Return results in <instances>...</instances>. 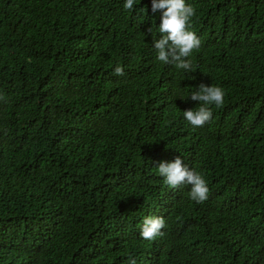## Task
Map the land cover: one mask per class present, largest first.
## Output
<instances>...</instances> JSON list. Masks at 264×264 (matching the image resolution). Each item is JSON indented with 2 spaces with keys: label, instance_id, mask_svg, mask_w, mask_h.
<instances>
[{
  "label": "trees",
  "instance_id": "trees-1",
  "mask_svg": "<svg viewBox=\"0 0 264 264\" xmlns=\"http://www.w3.org/2000/svg\"><path fill=\"white\" fill-rule=\"evenodd\" d=\"M125 2L0 0V264H264V0H185L192 72ZM201 83L225 97L193 128ZM177 155L205 202L159 175Z\"/></svg>",
  "mask_w": 264,
  "mask_h": 264
},
{
  "label": "clouds",
  "instance_id": "clouds-1",
  "mask_svg": "<svg viewBox=\"0 0 264 264\" xmlns=\"http://www.w3.org/2000/svg\"><path fill=\"white\" fill-rule=\"evenodd\" d=\"M135 0H126L124 8L133 10ZM161 12V22L158 32L162 36L157 39L153 35V47L156 50V58L165 64L174 65L188 72L193 71L191 56L193 50H198L201 40L195 32L190 31L191 18L195 15L192 5L185 0H152V12ZM151 31V29H149ZM114 74L125 75L124 68L117 66ZM225 93L222 88L201 83L198 90L191 93L193 101H199V108L184 111V118L193 126L202 127L210 122L212 112L209 105L221 106ZM183 98V97H182ZM158 173L164 177L165 183L171 188L190 186V198L197 203H203L208 199L209 188L202 175L189 168L180 155L172 161H162L158 165ZM166 222L163 217L147 216L143 220L141 237L145 240H154L162 236ZM130 264H136V260L129 257Z\"/></svg>",
  "mask_w": 264,
  "mask_h": 264
}]
</instances>
